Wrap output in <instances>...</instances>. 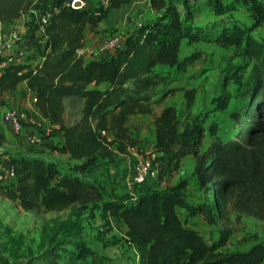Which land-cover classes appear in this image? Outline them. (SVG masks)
<instances>
[{
  "label": "trees",
  "instance_id": "trees-1",
  "mask_svg": "<svg viewBox=\"0 0 264 264\" xmlns=\"http://www.w3.org/2000/svg\"><path fill=\"white\" fill-rule=\"evenodd\" d=\"M131 1L110 0L107 8L93 10L88 5H66L68 0H0V23L5 28L32 17L25 20L26 33L17 42L25 53L23 62L0 69V107L6 105V93L26 82L35 94L36 110L52 127L49 131L61 135L60 143L47 148L80 162L64 169L42 153L11 155L8 164L14 178L0 182V195L39 214L99 206L107 222L114 218L124 224V243L138 255L137 264H263V243L224 253L229 229L207 243L186 226L187 217L182 219L177 209L185 210L186 216L201 214L209 223L226 219L234 206L264 218V43L239 28L225 29L217 38L253 64L244 104L230 114L232 136L216 139L202 150L205 128L197 117L181 119L173 106L155 115L157 101L150 96L151 89L166 80L156 67L178 65L182 40L200 38L175 7L180 3L188 11L190 0H150L152 8L164 14L136 28L111 56L102 53L86 59L78 53L85 44L86 27L97 28L109 11ZM186 97L191 102L193 92L186 91ZM66 99L82 104L80 118L70 125L64 117ZM135 115L153 118L157 178L132 184L130 199L107 198L87 173L128 155V147L142 154L129 128ZM186 157L194 160L196 184L205 196L196 207L185 203V181L170 185ZM153 181L164 184V189L146 185ZM76 248L78 260L88 256L87 249Z\"/></svg>",
  "mask_w": 264,
  "mask_h": 264
},
{
  "label": "rangeland",
  "instance_id": "rangeland-1",
  "mask_svg": "<svg viewBox=\"0 0 264 264\" xmlns=\"http://www.w3.org/2000/svg\"><path fill=\"white\" fill-rule=\"evenodd\" d=\"M86 3L93 10L104 9L99 0H86ZM175 7L184 23L190 25L193 33L200 35V38L182 40L178 65L156 67L155 71L166 80L152 88L150 96L152 101H157L153 107L155 115L162 108L173 106L181 119L197 117L205 128L201 148L205 150L214 140L232 136L234 125L230 114L244 104L253 64L234 46L219 43L217 38L225 29L239 28L257 42L264 43V0H190L188 11L180 3ZM163 14L164 10L152 8L150 0H132L119 9L109 11L97 28H88L86 47L89 52L82 55L89 58L99 56L105 39L116 36L122 44L136 28L152 24ZM31 18L26 19L29 21ZM26 23H19L12 29L18 31V27ZM198 30L201 32L198 33ZM18 35L21 36L19 31ZM186 91L193 92L191 102L186 97ZM81 107L78 99L65 100L67 125L80 118ZM4 126L0 121V157L17 149L12 150L17 136L12 135L11 130L9 137L1 134ZM27 128L36 129L32 125ZM129 128L143 156L153 152V118H132ZM47 130L43 125L36 130L39 142L35 145L25 142L22 151L42 153L64 169L79 165L80 162L59 154L56 156L50 148L48 151L43 148L48 147L44 139L55 137L53 131L48 130L46 134ZM138 156L140 154L137 152H129L124 157L131 158L133 167ZM193 169V158H184L170 185L185 181V203L196 207L205 201V196L197 187ZM92 170L87 176L94 179L105 197L122 200L132 197L128 187L132 188L133 185L127 182L130 181L128 178L112 177L104 174L103 169L102 173L99 171L100 177L107 180L103 184ZM146 185L153 188L158 186L157 181ZM158 187L164 189V184ZM98 207L76 206L59 213L39 214L24 211L0 195V264H136L132 251L124 243L122 227L110 220L107 222ZM183 211L177 209L182 219L186 215ZM186 217V226L198 231L207 243L216 241L223 229H229L230 236L221 249L224 253L246 251L258 243L264 244V218L247 214L235 206L229 209L226 219H216L213 223H209L201 214ZM77 246L89 251L85 259L78 260L74 255Z\"/></svg>",
  "mask_w": 264,
  "mask_h": 264
},
{
  "label": "built area",
  "instance_id": "built-area-1",
  "mask_svg": "<svg viewBox=\"0 0 264 264\" xmlns=\"http://www.w3.org/2000/svg\"><path fill=\"white\" fill-rule=\"evenodd\" d=\"M79 2L80 8L86 7V0H68L66 5L74 7V4ZM100 5L105 9L109 6L110 0H99ZM46 17L41 18V22L44 23ZM21 39L18 35V31L13 29H7L0 23V69L4 68L8 63L23 62L25 53L19 47L17 42ZM121 46L119 37H109L102 42L100 52L108 53L114 52ZM80 55L84 54L82 49L78 51ZM35 98L33 99V102ZM1 120L5 123L13 134L19 136L28 125L34 126L39 129L42 125L36 121H28L24 113L12 108H7L3 111ZM49 131L47 130L46 134ZM39 142V137L36 133L27 136V143L29 145H35ZM129 152H136L135 148L128 147ZM155 153L150 152L143 156L136 157V161L133 166V172L131 177V184L143 185L147 181L155 180L158 175V170L154 164ZM14 178V170L11 165L4 163L0 160V182H9Z\"/></svg>",
  "mask_w": 264,
  "mask_h": 264
},
{
  "label": "crops",
  "instance_id": "crops-1",
  "mask_svg": "<svg viewBox=\"0 0 264 264\" xmlns=\"http://www.w3.org/2000/svg\"><path fill=\"white\" fill-rule=\"evenodd\" d=\"M26 17L27 16L13 21V23H11L9 25V28L12 29L13 26L19 25V23H24L26 20ZM88 28L89 27H86V29L84 31L85 44L82 48V51L85 53L89 52L87 47H86L87 46L86 44L88 42V38L86 37V32H87ZM17 30L21 33V37H22L26 33L27 27L24 25H20ZM113 53L114 52H108V53H104L103 55L111 56ZM85 58L89 59L88 55ZM34 95H35L34 92L27 87L26 82H21L14 91L6 93V95H5L6 105L3 107H0V121L2 122L1 116H2L3 111L7 108H12V109H15L17 111L24 113V115L26 116L28 121H36V122L40 123L41 125L45 126L48 130H52V127H50L49 121L36 110V108L34 106V102H33ZM143 117H144V115H135L132 118L135 120H140ZM4 125H5L4 126L5 128L2 127L3 132L1 134L4 137H9L11 135L10 128L5 123H4ZM36 130H38V129L33 130V128H25L23 130V132L19 136L16 137L17 142L14 145H12V150L17 148L16 151L10 152V153H4L3 156L0 157V160L4 161V163H8L11 155L30 153V152L22 151V149H23L22 146L24 145L25 142H27V136H29L30 134L36 133L37 132ZM54 133H55V137H51V138L49 137L47 139H44V141H43L48 146L49 145H55V144L61 142L60 133L59 132H54ZM12 135H15V134H12ZM43 148L48 151L47 146H44ZM6 150L9 151V149H6ZM42 155H44V154H42ZM55 155L59 156L57 153H55ZM60 156L61 157H68L67 155H60ZM130 159H131L130 157H124V156L118 157L114 160V162H112L110 164H100L97 167H95L92 171L96 172V174H94V176L97 179H100L101 183H103V184L107 181L105 179V177L102 178V177H100L101 175H99L100 172L101 173L103 172V169L105 170L104 174H110L112 177H115L114 175H117V177L123 176V178H128L130 180L127 182L131 183L133 167L131 166V162H130L131 160ZM91 180L94 181V179H91ZM130 189L131 188L128 187V190H130ZM181 212H184V211L181 209ZM185 217H186V215H185ZM110 221L115 222L116 224H118L122 227V229H123L122 236L124 237V232H125L124 224L120 220H117L114 218H110ZM130 250L132 251V254L135 258V262L137 264L138 263V255L132 249H130Z\"/></svg>",
  "mask_w": 264,
  "mask_h": 264
},
{
  "label": "water",
  "instance_id": "water-1",
  "mask_svg": "<svg viewBox=\"0 0 264 264\" xmlns=\"http://www.w3.org/2000/svg\"><path fill=\"white\" fill-rule=\"evenodd\" d=\"M80 6H81V5H80L79 2H77V3L74 4V7H75V8H80Z\"/></svg>",
  "mask_w": 264,
  "mask_h": 264
}]
</instances>
